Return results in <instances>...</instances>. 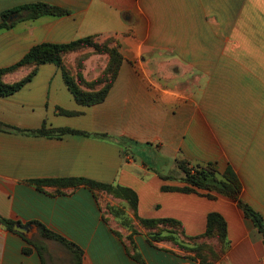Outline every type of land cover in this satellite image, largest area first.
Returning <instances> with one entry per match:
<instances>
[{"label":"crops","instance_id":"crops-1","mask_svg":"<svg viewBox=\"0 0 264 264\" xmlns=\"http://www.w3.org/2000/svg\"><path fill=\"white\" fill-rule=\"evenodd\" d=\"M37 2L68 14H11L12 26L0 30V68L36 44L84 37L114 39L122 62L107 96L94 105L78 104L61 69L49 62L0 97L1 122L23 130L45 122L89 133L0 130V218L32 225L22 236L0 223V264H71L72 253L41 237L34 222L79 246L81 264H200L172 242H150V229L123 198L84 183L35 182L66 178L132 189L136 215L178 220L188 246L205 241L217 250L215 239L188 238L204 233L207 214L218 212L227 236L212 264H264L262 236L236 201L162 189L180 186L169 172L180 170L177 159L214 162L220 171L233 169L241 199L264 217V0H0V22L3 11ZM84 51L90 54L82 74L92 80L107 56ZM77 54L67 60L73 63ZM118 138L132 142L123 147ZM111 208L121 209L131 228Z\"/></svg>","mask_w":264,"mask_h":264},{"label":"trees","instance_id":"trees-1","mask_svg":"<svg viewBox=\"0 0 264 264\" xmlns=\"http://www.w3.org/2000/svg\"><path fill=\"white\" fill-rule=\"evenodd\" d=\"M20 11L24 12L23 17L25 19H35L45 15L62 16L68 14V10L48 3L37 2L26 4L15 9L3 11L1 14L0 30L10 28L14 22L9 21V16ZM89 47H91L95 53L105 54L107 56L105 67L99 72L98 76L92 80H86L82 74L84 61L90 54L84 50ZM71 52L78 53L73 63L65 59V56ZM48 62L56 64L61 69L64 83L73 94L76 102L81 105L89 106L102 102L107 96V93L109 92V89L111 88L118 73L122 62V55L119 52L117 42L112 38H107L104 41H96L93 37H84L68 43L36 44L14 64L0 68V97L10 95L19 90L33 77L38 65ZM21 70H26V74L14 81L6 80L8 75ZM60 111L64 114L73 113L63 109H60ZM0 130L26 132L47 137H60L67 133L89 134L88 132L70 127H48L45 122H43L41 127L37 129L23 130L0 121ZM100 135L103 136L102 134ZM131 142L132 141L127 138L117 139V143L123 147H126L127 144ZM176 162L178 168L183 172V176L179 179L183 185H163V190L179 191L183 193L194 192L211 199L216 197L215 194H220L236 201L244 216L250 219L253 225L260 232L264 244V217L241 199V182L231 167H227L224 171H220L214 162L193 165L184 159H177ZM149 167H151L150 164ZM159 175L165 180L171 178V175H164L160 173ZM35 182L37 184L55 183L65 186L84 183L90 187H96L100 191L123 198L128 202L139 223L143 227L150 229V232L147 235L150 242H172L178 248L193 254V258L198 259L200 264H212L223 253V246L226 243L227 225L223 216L218 212H210L207 214L206 229L204 233L188 238L191 241L200 238L209 240L215 239L218 247L215 251L212 244L206 243L205 241L198 244L194 243L193 246L182 245V242H180L174 234L173 227H177L179 235H184L182 225L176 219H144L138 217L136 215L138 197L137 194L130 188L120 185L97 183L81 178L44 179L36 180ZM200 190L204 192L200 193ZM111 211L117 217H121L123 225L131 228L121 209L111 208ZM0 223L10 231H13V226L16 224L15 221L7 218H0ZM34 223L38 227L41 237L57 240L72 253L71 264H81L83 252L79 246L58 233L48 229L43 224L39 222ZM168 226L172 229H167ZM132 233H135L134 229H132ZM131 237L132 236L130 235L129 238ZM37 249L39 255L41 256L42 247L38 246ZM25 252H27V250H25Z\"/></svg>","mask_w":264,"mask_h":264},{"label":"rangeland","instance_id":"rangeland-1","mask_svg":"<svg viewBox=\"0 0 264 264\" xmlns=\"http://www.w3.org/2000/svg\"><path fill=\"white\" fill-rule=\"evenodd\" d=\"M112 44H113V43H112ZM67 57H69V54H67V55L65 56V59H67ZM169 172L172 173V174H174V175H176V176H178L179 179L183 176V172H182L181 170H179V171L172 170V171H169ZM179 185L181 186V185H183V183H180ZM167 229H172V228H170V226H168ZM173 229H174V234H175V236L177 237V239H178L180 242H182V245H187V241H186V239L181 238V236L179 235L178 228H177V227H173ZM133 234H134V233H132V235H133ZM132 235H131V236H132Z\"/></svg>","mask_w":264,"mask_h":264},{"label":"water","instance_id":"water-1","mask_svg":"<svg viewBox=\"0 0 264 264\" xmlns=\"http://www.w3.org/2000/svg\"><path fill=\"white\" fill-rule=\"evenodd\" d=\"M15 16V15H14ZM32 230V225L27 224V225H21L20 223H16L13 226V231L16 233H19L22 236H27L28 233Z\"/></svg>","mask_w":264,"mask_h":264}]
</instances>
